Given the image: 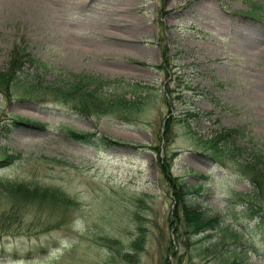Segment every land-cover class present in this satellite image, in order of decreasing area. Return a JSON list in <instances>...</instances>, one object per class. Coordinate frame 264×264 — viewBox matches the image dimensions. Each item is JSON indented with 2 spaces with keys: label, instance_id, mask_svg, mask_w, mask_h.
<instances>
[{
  "label": "rangeland",
  "instance_id": "374dc122",
  "mask_svg": "<svg viewBox=\"0 0 264 264\" xmlns=\"http://www.w3.org/2000/svg\"><path fill=\"white\" fill-rule=\"evenodd\" d=\"M9 66L0 264H264L240 202L264 212V185L206 147L234 128L247 151L264 149V0H0V73ZM172 182L191 188L192 219L223 229L184 232ZM13 183L47 198L14 200Z\"/></svg>",
  "mask_w": 264,
  "mask_h": 264
},
{
  "label": "trees",
  "instance_id": "16d2710c",
  "mask_svg": "<svg viewBox=\"0 0 264 264\" xmlns=\"http://www.w3.org/2000/svg\"><path fill=\"white\" fill-rule=\"evenodd\" d=\"M13 63H16L18 60H13ZM15 66L11 67L9 66L7 68V70L5 71L4 74L0 73V87L3 88V86H9L8 83V79H12L13 75L15 76V74L17 72H15ZM16 77V76H15ZM84 76H82L81 79H83ZM84 81V79H83ZM78 84V83H76ZM70 86V85H69ZM7 88V87H6ZM55 96L56 97H60L64 94V89H55L54 91ZM25 96V95H24ZM165 130L168 129V127H164ZM78 137H82L81 141H85V142H89V143H93V144H97L98 146H111L113 144H120L118 140L111 139L109 138V136L107 135H98V133L93 132V133H76ZM237 134V130H235L234 128H230V129H224L223 131H221L219 134H213L212 137L207 140L208 144L206 145V147L208 146H214L216 147L218 151L223 150V152L225 153L227 160L231 161V164H233L235 167H237V171L242 174V175H246L247 177H249V181L253 184L254 190L256 189H261L262 186L264 185V173L260 170L259 168L262 167L261 165H264V149L260 150V148L257 149H252L247 151L246 150V145H239L236 140V135ZM220 140V141H218ZM121 145V144H120ZM206 150V149H205ZM263 151V152H262ZM214 160L216 162L221 163V161L219 159L216 160V158H214ZM222 160V159H221ZM261 169V168H260ZM168 170L164 169V176L169 178V175L167 174ZM171 185V191H173V199L176 201V205H177V209H178V214L179 215L182 212H184V219L186 220V222L188 223V227L189 228H185L186 233H198L201 234L203 233L205 227L210 228L212 231L216 228H219V230L221 231V229H223V225L222 222H220L221 220H218L217 217L213 218V219H209L208 216H205L200 214H198V218L195 216V218L192 219V217H190V215L197 213L195 210L193 211H189L187 210L188 206H190L186 199V197L188 196V193L191 192V188H189L188 186L185 185V183H175L172 182L170 183ZM194 187V186H192ZM6 192L12 196V199L20 201L24 198H30L33 197L31 195L30 190L34 189H29L27 188L25 185H17L16 183H13L11 185H8L5 187ZM29 189V190H28ZM36 189H38V187H36ZM193 189V188H192ZM39 194V193H38ZM35 194L34 195V199L41 201L45 197L46 194ZM253 195V194H252ZM24 197V198H22ZM253 198V197H252ZM256 199V198H255ZM255 199H251L250 198H246V199H242L240 202L242 203V205L244 206L241 212H243L245 215H247L248 218L253 219V218H258V220H256V223L254 224L255 228L256 226L258 228L261 229V232L264 234V212L261 211L262 209L259 207L258 203H254L253 201H255ZM202 212V211H201ZM191 220V222H189ZM221 224H220V223ZM225 228V226H224ZM222 237V235H221ZM222 238H215V243H218V241H220Z\"/></svg>",
  "mask_w": 264,
  "mask_h": 264
},
{
  "label": "bare ground",
  "instance_id": "6f19581e",
  "mask_svg": "<svg viewBox=\"0 0 264 264\" xmlns=\"http://www.w3.org/2000/svg\"><path fill=\"white\" fill-rule=\"evenodd\" d=\"M124 24H125V23H124ZM124 24H123V26H124L123 28L127 29V26H125L126 24H125V25H124ZM127 25H128V24H127ZM106 28H107V27H106ZM111 30H112V29H111ZM108 31H109V30H107V32H108ZM109 32H110V31H109ZM115 32H116V31H115ZM107 35H108V34H107ZM112 35H113V33H112ZM120 35H121V34H120ZM116 36H117V35H116ZM113 37H114V35H113ZM118 37H119V36H118ZM110 38H111V37H110ZM119 40H120V39H119ZM121 40H122V39H121ZM111 41H113V40H111ZM117 42H118V41H117ZM110 43H112V42H110ZM113 44H114V43H113ZM109 45H110V44H107V45L104 47V50H105V51H108V50H110L111 47H114V46H112V45H110V46H109ZM114 45H115V44H114ZM121 46H122V45H121ZM122 47H123V46H122ZM112 49L115 50L116 48H112ZM124 49H125L124 47H123V49L121 48L120 50H119V48H118V49H116L115 52L119 54V53L123 52ZM111 52H112V51H111ZM116 53H115V54H116ZM119 56H120V55H119ZM136 56H137V55H136Z\"/></svg>",
  "mask_w": 264,
  "mask_h": 264
}]
</instances>
